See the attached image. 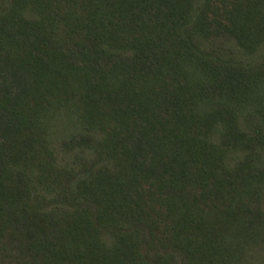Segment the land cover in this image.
<instances>
[{"label": "trees", "instance_id": "obj_1", "mask_svg": "<svg viewBox=\"0 0 264 264\" xmlns=\"http://www.w3.org/2000/svg\"><path fill=\"white\" fill-rule=\"evenodd\" d=\"M0 264H264V0H0Z\"/></svg>", "mask_w": 264, "mask_h": 264}]
</instances>
